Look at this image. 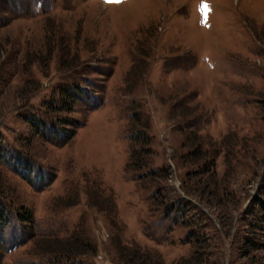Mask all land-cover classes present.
I'll return each mask as SVG.
<instances>
[{"label":"rangeland","instance_id":"1","mask_svg":"<svg viewBox=\"0 0 264 264\" xmlns=\"http://www.w3.org/2000/svg\"><path fill=\"white\" fill-rule=\"evenodd\" d=\"M0 43V264H264V0H0Z\"/></svg>","mask_w":264,"mask_h":264},{"label":"trees","instance_id":"2","mask_svg":"<svg viewBox=\"0 0 264 264\" xmlns=\"http://www.w3.org/2000/svg\"><path fill=\"white\" fill-rule=\"evenodd\" d=\"M2 45L0 43V61H1V53H2ZM1 65V63H0ZM75 96L71 95L70 92L68 93L69 97H70V102L71 103H75L76 102V99H77V95L76 93H74ZM75 97V99H74ZM64 105V104H63ZM63 108V106H62ZM27 121V120H26ZM30 126H31V129L36 133L34 134L35 136H40V137H43V138H47L48 136H52V135H56L55 133L56 132H60L61 129L60 128H56L54 126H52V122L51 123H48L46 122L45 120H37L35 121L33 118L31 120H28L27 121ZM61 124V123H59ZM65 124V120L62 121V124L61 125H64ZM72 136V134L70 133V135H68L67 139H70ZM132 138H135V142H137L139 145V147L133 149L132 147V150H130V158L128 157V160L129 162H127L126 166H125V171H129L132 169V166H135L137 161L136 160H140L141 158H144L142 157V154L144 153H149L150 150H145L144 146H146V148L148 149L149 147V144H150V140L148 138V136L145 135V132L143 131H136V132H133V134L130 136ZM142 138V139H141ZM199 137L198 136H194L191 140H198ZM140 148V149H139ZM202 143H198L196 144L194 147H192V149H190L188 152H186L184 155H183V158H188V157H191V163H194L193 165L194 166H198V169L195 170V174L197 173H202L203 171V168L204 166H209V165H213V158H210L208 157L206 160L202 161V162H197V160H199L200 158L203 159V149H202ZM216 152V151H215ZM25 164H22V168L23 169L25 166ZM135 167L139 168V164H137ZM25 169V168H24ZM160 172H165L164 170H161ZM149 175H152L151 172L147 173ZM147 174H144L142 176H146ZM142 176L140 178H142ZM159 193V192H158ZM2 204L0 203V224L1 222H4L5 220L7 221V219L4 218V211L2 209ZM257 207H258V211H257V215H256V218H257V221L259 223H252L251 226H252V233H254V235L258 234L259 231H263V227H264V201L263 200H260L258 201V204H257ZM164 217H168V215L170 214H173V213H176L177 215H182L185 213L184 211V205L183 204H177V206L175 207L174 210H172L170 207H168L164 212ZM28 221H30L32 219V217L28 214ZM195 237V236H193ZM259 243L256 242L254 239H247V241L245 242V246L248 247L247 249V252L244 254V256L246 255H249V252H251L252 250L256 251L257 249H259ZM130 250V249H129ZM72 252H68L67 257H72ZM78 256H81L78 255ZM131 258L129 260H124L122 259L120 256L118 257V260L121 261L123 263V261L126 263V264H151L147 259L143 258V256H136V253L135 251H132V252H129L128 254V257ZM189 259V258H188ZM188 259H184L182 260L181 262L182 263H190V261L192 262V260H188ZM196 261V259H194ZM199 263L198 264H204V261H199V259L197 260ZM51 263V261L49 262ZM158 264V263H157ZM192 264H195V262Z\"/></svg>","mask_w":264,"mask_h":264},{"label":"snow or ice","instance_id":"3","mask_svg":"<svg viewBox=\"0 0 264 264\" xmlns=\"http://www.w3.org/2000/svg\"><path fill=\"white\" fill-rule=\"evenodd\" d=\"M202 7L205 9V12L208 10V5L207 4H204Z\"/></svg>","mask_w":264,"mask_h":264}]
</instances>
